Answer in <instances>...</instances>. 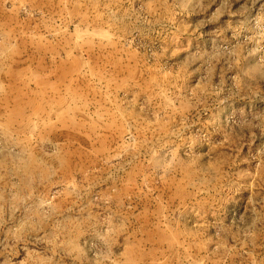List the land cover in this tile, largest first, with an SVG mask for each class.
<instances>
[{"label":"rangeland","instance_id":"374dc122","mask_svg":"<svg viewBox=\"0 0 264 264\" xmlns=\"http://www.w3.org/2000/svg\"><path fill=\"white\" fill-rule=\"evenodd\" d=\"M0 264H264V0H0Z\"/></svg>","mask_w":264,"mask_h":264}]
</instances>
